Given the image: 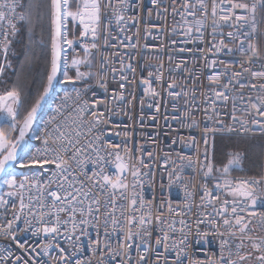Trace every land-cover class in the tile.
<instances>
[{"label":"snow or ice","instance_id":"1","mask_svg":"<svg viewBox=\"0 0 264 264\" xmlns=\"http://www.w3.org/2000/svg\"><path fill=\"white\" fill-rule=\"evenodd\" d=\"M151 3L157 9L162 7V0H151ZM128 7L129 0H27V3L0 0V58L3 60L0 77L11 67L8 56L19 23L23 22L33 36L39 30L41 44L45 43L46 32L48 44L44 79L36 94L29 92L19 79L0 92V183L7 189L0 194V209L3 210L0 216L10 214L11 217L0 223V237L13 242L12 247L16 249H0V264H93L91 257L77 258L85 251L83 244L77 247L80 236L90 235L86 225L96 229V236L89 239V245L93 256L99 254L97 264H105V255L111 260L119 258V264H161L162 261L169 264L165 253L170 251L175 253L171 264H185L187 260L192 225L183 218L176 219L180 213L170 201L162 199L154 214L152 200H145L141 193L142 177L147 174L143 170L150 165L142 154L134 156L131 148L104 139L103 126L107 120L97 107H107L103 100H84L81 90L74 89V95L66 92L54 114L44 121L43 132L34 130L46 98L57 82L75 85L96 79L100 88L108 92L107 74L93 71L94 50L99 51L109 44L113 23L126 27L129 20H137L135 16H126ZM163 11L168 9L165 7ZM146 14L151 17L153 10L146 9ZM172 14L180 15L179 27L185 36L199 33L197 38L201 41L210 21L215 43L209 51L233 52L224 39L217 41L216 37L221 27L234 29L227 32L226 37L236 45L240 61H219L223 71L209 75L207 80L216 101H233V112L236 100L246 99L247 105L241 111L250 117L243 119L232 115L233 123L226 125L223 120H213L209 116L214 126L203 128V176L217 182L214 188H209L207 183L201 185L200 207H211V213L202 212L198 216L196 235L201 239L209 235L217 238L219 252L213 253L207 261L197 260L190 264H264V168L255 176L234 178L231 173L241 165L242 153L227 154V163L216 168L209 143L218 133L238 130L244 133L258 130L264 138V49L259 43L264 40V0H182L179 10L172 7ZM156 15L163 18L159 11ZM125 27H120V31ZM172 31H176V26ZM135 35L139 36V29ZM219 35L225 34L219 32ZM257 61L260 70H253ZM107 63L108 57L102 54L101 65ZM217 63L212 60L207 66L215 68ZM82 67L87 70L82 71ZM127 67L135 72L131 64ZM152 76L149 72V79H142L141 83L146 94L157 98L160 93L152 85ZM156 79L162 80L163 74L159 73ZM128 83H134V78L129 81L128 76L122 75L119 88L111 93L113 102L125 101L124 89ZM179 87L173 80L168 84V95L179 97L183 89L172 91ZM245 88L249 89L247 95ZM234 89L239 93L235 97L231 95ZM87 90L84 88L83 92ZM251 92L257 95L253 97ZM183 94L188 95L187 92ZM207 99L210 105L215 103L211 97ZM192 123L197 122L193 119ZM33 138L40 140L42 146L32 145ZM148 156L152 157V153ZM181 159L192 163L191 157ZM33 169L38 172L31 171ZM46 172L50 178L45 183L40 176ZM214 172L220 175L214 177ZM167 175L168 187L174 175L177 180L184 179L174 171ZM160 187L165 185L161 183ZM194 191V185L189 190L185 184L189 213ZM154 221L160 233L155 237ZM177 223L181 226L179 229ZM205 224L211 227V234L200 231V226ZM27 232L33 237L42 236L44 242L38 240L36 245L29 246L20 239V235ZM60 236L69 241L76 237V241L70 243L71 251H66L58 242ZM112 238H115V247ZM53 250H58L56 256L51 255ZM42 256H47L48 261H43Z\"/></svg>","mask_w":264,"mask_h":264},{"label":"built area","instance_id":"2","mask_svg":"<svg viewBox=\"0 0 264 264\" xmlns=\"http://www.w3.org/2000/svg\"><path fill=\"white\" fill-rule=\"evenodd\" d=\"M181 3L182 0H162V7L157 9L151 3V0H129V7L125 10V14L128 17L135 16L137 20H129L126 27L123 25L117 26L113 23L109 44L102 46L99 51L94 50L93 62L95 67L93 71L107 74L108 92L100 88L96 79H90L84 83L78 82L75 85L58 82L57 88L46 104L45 110L36 125V132H43L44 121L54 114L56 105L61 103L66 92L74 95V89L81 90L84 100L89 102L96 99L103 100L107 107L105 108L104 105L97 107L104 113V117L107 120V124L103 126L105 128L104 139L109 143L131 148L134 156L142 154L145 162L150 165L149 169L143 170L147 174L142 177L143 187L141 193L145 200H152L154 214H156V209L160 207L162 199L170 201L171 206L180 213V216L176 217V219L183 218L192 225L193 230L188 237L187 260L185 261V264H190V262L197 260L207 261L212 257L213 253L218 254L219 252V240L217 238H212L209 235L207 239H201L196 235L195 221L198 216L202 212L211 213V207H200V196L203 194L201 185L207 183L209 188H214L217 182L216 179L203 176L205 171L203 168L205 163L203 158V128L206 125L214 126L213 120L216 119L223 120L226 125H231L233 123L232 115L243 119H249L250 117L244 115L241 111L247 105L246 99L244 101L236 100V111L233 112V101H216L211 90L212 86L209 85L207 80L209 75L223 71L219 61H240L241 56L235 50L236 45L231 43L226 37V33L234 29L227 26L221 27L216 37L217 41L224 39L225 43L234 49L233 52H227L226 50L220 52L209 51L208 49L215 43L211 35L210 21L203 30L202 41L197 38L200 35L199 33L194 32L191 37L185 36L183 30L179 27L180 15L174 16L172 14V7L175 6L179 10ZM137 5H140V7L138 8ZM165 7L168 9L167 12L163 11ZM146 9L153 10L151 17L147 16ZM157 11L161 12L163 18L157 17ZM174 26H176L175 32L172 31ZM120 27H125V30L121 32ZM137 29H139V36L135 35ZM149 32L151 33L150 35ZM219 32H223L225 35L221 36ZM129 37L131 39H128ZM122 41L123 43H121ZM259 43L264 49V40ZM77 51H80V49L78 48ZM80 54L83 55V52ZM102 54L108 57V63L103 66L101 65ZM212 60L218 62L215 68L207 66ZM161 63L163 67H160ZM128 64H131L132 68L135 69L134 73L127 67ZM81 70L86 71L87 69L82 67ZM253 70H260L259 61L253 65ZM149 72L153 74L151 77L153 87L160 93L157 98L149 96L143 90L144 85L141 80L149 79ZM159 73L163 74L162 80L156 79ZM69 74L73 73L70 72ZM122 75L128 76L129 81H133L134 78V83L126 84L124 89L125 101L113 102L111 93L119 88ZM173 80L180 87L172 91H181L183 89V92H187L188 95L185 96L182 92L179 97L169 96L168 84ZM84 88L88 89L87 92H83ZM244 93L245 95L249 94V89L245 88ZM238 94L235 89L231 93L234 97ZM250 94L253 97L257 95L256 92H251ZM132 95L135 96L134 100ZM209 97L215 101L213 105L208 103L207 98ZM141 101H143V106H141ZM69 104H71V101H69ZM213 107L215 108V114L213 113ZM185 113H190V115H185ZM209 116H212L213 120H209ZM193 119L197 122L196 124L192 123ZM236 128L239 129V124H236ZM221 136L261 137V134L258 130H254L253 133H244L242 130L218 133L214 141H209L210 145H212L210 155L213 163L215 141L217 137ZM262 139L264 141V138ZM32 145L35 147L42 146L41 141L35 138L32 139ZM138 149L140 150L139 152L137 151ZM148 153H152V157H149ZM181 157H191L192 163L181 159ZM262 168H264V153ZM19 171L21 170L18 169ZM23 171L30 175L31 171L38 172V169ZM170 171L182 176L184 178L183 181L177 180L174 175L173 183L171 187H168L167 174ZM219 175L220 173L217 172L213 174L214 177ZM231 175L234 178L250 177L232 173ZM49 178L50 174L47 172L40 176V180L45 183ZM129 182H131V177H129ZM161 183L165 185L164 188L160 187ZM185 184L188 185L189 190L192 189L193 185L195 186L190 213L186 207L189 201L185 197ZM0 185L2 194L7 189L2 183ZM2 211L0 209V212ZM164 213L166 217L169 216L166 206L164 207ZM5 218H11L10 214L7 217L0 216V223H3ZM102 224L103 217H101V225L99 226L101 233L103 232ZM21 227H23V224H21ZM84 227L90 235L80 236L77 247L83 244L85 251L77 258L83 257L87 259L91 257L93 264H97L99 254L93 256L89 245V239L96 236V229L91 225ZM153 227V236L160 235L155 221ZM176 227L179 229L181 226L177 223ZM109 231H111V227H109ZM200 231L211 234L212 229L205 224L200 226ZM176 235L179 236V233ZM20 239L29 246L36 245L38 240L41 243L44 242L42 236L33 237L31 232L21 234ZM101 239L103 240V235H101ZM57 240L66 251H71L70 243L76 241V237H71V241H69L65 240L64 236H60ZM111 242L115 247V238H112ZM12 244L13 242L0 237V249L16 251ZM37 251H40V249L38 248ZM57 254L58 250H53L51 253L53 256ZM165 255L168 256L169 264H171L175 253L170 251L165 253ZM41 259L48 261L47 256H42ZM103 261L105 264H119V258L111 260L107 255L103 257ZM161 264H163V261Z\"/></svg>","mask_w":264,"mask_h":264},{"label":"trees","instance_id":"3","mask_svg":"<svg viewBox=\"0 0 264 264\" xmlns=\"http://www.w3.org/2000/svg\"><path fill=\"white\" fill-rule=\"evenodd\" d=\"M27 3V0H24ZM71 37V36H70ZM45 43H40L39 30L33 36L28 32L27 27L22 23L19 24V32L13 38L11 45L12 60L9 73L10 86L19 79L29 92L36 94L41 82L44 79L46 68V56L48 53L47 33H44ZM25 74V79L21 78ZM8 76V72H7ZM9 86V87H10ZM234 143L226 146V154L239 151L243 155L244 171L232 172L235 175H257L263 165L264 141L261 137L232 136ZM217 140V139H216ZM216 142L214 162L216 156ZM216 167V166H215Z\"/></svg>","mask_w":264,"mask_h":264},{"label":"rangeland","instance_id":"4","mask_svg":"<svg viewBox=\"0 0 264 264\" xmlns=\"http://www.w3.org/2000/svg\"><path fill=\"white\" fill-rule=\"evenodd\" d=\"M70 27H71V25H70ZM18 28H19V25H18ZM70 36H71V33H70ZM69 38H71V37H69ZM12 40H13V38H12ZM8 60L11 63V60H12L11 48L9 51ZM0 63H3L2 58H0ZM11 67H12V65H11ZM11 71H12V69L10 67L6 68L5 75L3 77H0V92L4 91L5 87L10 86V84H9V73ZM7 72H8V76H7ZM26 76H25V74H23L21 81L23 79H25ZM34 130L36 131V126H35ZM216 141H217L216 142V156H215V162L214 163H215L216 168H220L222 166V164L227 163L226 146H228V144L234 143V139L232 136L231 137L221 136V137H217ZM30 143L32 144V140L30 141ZM245 169L246 168H245V166L243 164V160H242L241 165L239 167H237L236 170H234L232 172L244 171ZM217 173H219V172H217ZM1 192H2V188L0 185V194H1Z\"/></svg>","mask_w":264,"mask_h":264},{"label":"water","instance_id":"5","mask_svg":"<svg viewBox=\"0 0 264 264\" xmlns=\"http://www.w3.org/2000/svg\"><path fill=\"white\" fill-rule=\"evenodd\" d=\"M57 85H58V82H57L56 84H54V86H53V91L49 94V97L46 98L45 105L43 106V108H42V110H41V114H40V115L38 116V118H37V122H38L39 118L42 116V114H43V112H44V110H45L46 104H47V102L49 101L50 97L53 95L55 89L57 88ZM37 122H36V124H37ZM36 124L34 125V128H35Z\"/></svg>","mask_w":264,"mask_h":264}]
</instances>
